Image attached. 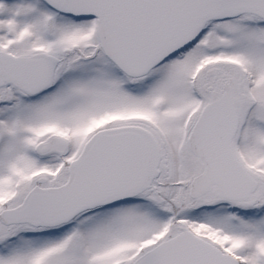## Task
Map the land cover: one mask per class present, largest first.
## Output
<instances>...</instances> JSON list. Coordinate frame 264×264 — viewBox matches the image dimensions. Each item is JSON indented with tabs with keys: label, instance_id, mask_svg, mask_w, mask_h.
<instances>
[{
	"label": "snow or ice",
	"instance_id": "snow-or-ice-1",
	"mask_svg": "<svg viewBox=\"0 0 264 264\" xmlns=\"http://www.w3.org/2000/svg\"><path fill=\"white\" fill-rule=\"evenodd\" d=\"M0 264H264V0H0Z\"/></svg>",
	"mask_w": 264,
	"mask_h": 264
}]
</instances>
